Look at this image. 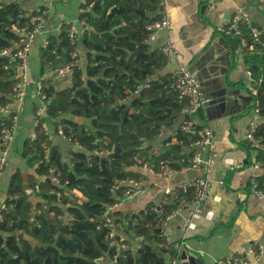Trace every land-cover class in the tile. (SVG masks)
Returning a JSON list of instances; mask_svg holds the SVG:
<instances>
[{"label":"trees","instance_id":"trees-1","mask_svg":"<svg viewBox=\"0 0 264 264\" xmlns=\"http://www.w3.org/2000/svg\"><path fill=\"white\" fill-rule=\"evenodd\" d=\"M133 7L153 11L157 0L85 1L79 13V20L87 25L82 34L87 48L84 70L78 64L73 66L70 82L60 88L50 79L39 81L47 125L51 123L55 132L61 126L64 134L72 142L78 141L82 148L70 150L64 158L44 130L45 118H39L34 136L25 138L20 153L33 172L24 176L17 167L11 173L4 205L0 208V264H104L96 260L101 256L113 259L116 253L115 264H162L167 253L176 254L175 247L162 241L161 220L176 206L188 203L191 190H176L170 205L160 208L149 204L139 212L140 219L130 225V213L119 209L110 213L118 231L139 239L134 251L130 247L117 251L111 246L109 229L104 225L106 207L122 197L121 189L112 192L111 186L122 178H140V171L133 168L137 159L156 165L158 160L167 158L179 167L189 165L188 158L194 151L180 154V149L172 146L165 152L150 155L149 146L144 145L146 140L157 138L162 125L171 124L173 112L181 111L187 102L170 88L172 77L141 86L153 69L166 60L161 53L160 56L146 52L145 24L156 18H141ZM41 10L26 15L16 1H0V52L19 41L13 28L32 27L31 18ZM70 24H61L59 34L49 35L40 48L42 74L45 69L53 72L74 59L71 54L77 44H72L69 38ZM240 27L239 36L225 37L232 39L231 46L235 48L240 37L247 41L243 49L251 87L256 90L254 99L260 116L264 117V45L253 42L246 23L240 22ZM137 50L141 53L136 54ZM17 79L15 60L0 53V105L11 100ZM164 107L172 112H165ZM14 115V112L7 116L0 114V135L3 128L10 127L9 117ZM70 116L85 121L78 122ZM176 138L181 144L191 146L196 135L179 127ZM254 138V145L249 147L248 142V147L255 152V161L264 168V122L258 123ZM95 149L102 152L94 153ZM181 158L179 165L177 161ZM52 175L57 176L56 182ZM253 178L258 188L264 190V173ZM29 189L38 197L36 202L31 200ZM122 241L130 245L129 240Z\"/></svg>","mask_w":264,"mask_h":264},{"label":"crops","instance_id":"crops-1","mask_svg":"<svg viewBox=\"0 0 264 264\" xmlns=\"http://www.w3.org/2000/svg\"><path fill=\"white\" fill-rule=\"evenodd\" d=\"M14 1L26 15L38 9H43L45 13L43 27L35 35L29 49L30 72L29 83L25 88L26 97L22 104L14 107L15 131L7 156V162L12 164V168L7 171L5 169L6 173L4 172L0 178V208L4 205L11 173L17 167L23 171L24 176L33 172V169L27 167L20 153L25 138L34 136L35 112L43 104L36 92L37 83L43 78L50 79L60 88L71 79V74L58 77L50 69H45L42 74L40 48L46 44L49 35L59 34L61 24L75 23L80 35L75 47L77 64L84 70L87 63V48L82 42V34L87 25L79 20L81 5L87 0ZM242 10L248 12L251 21L264 31V10L260 7L259 0H164L163 5L157 6L153 11L145 8L143 15L137 13L141 18L149 19L159 18L162 12L167 14L172 23L170 37L178 50V57L175 60L165 61L163 65L154 68L147 78L148 81L145 79L141 86H147L152 80H170L178 63L182 62L196 69L203 93L213 97L220 93L223 87L232 86L231 89L238 90L236 95L238 105L233 101H227L226 105L220 104L213 110H204L200 116L198 114L191 116L194 125H207L214 131L216 147L213 165L210 171L206 172L211 179V186L206 199L201 203L199 213L191 218L187 227H184V218L190 205L184 206L164 227L179 259L176 264H215L217 259L230 256L249 257L247 250L249 246L264 245V198L256 197L248 189L249 180L253 176L262 175L264 168L255 161V152L249 148L251 145L246 138L249 125L252 122H264V117L257 116L251 104V76L245 51L234 52L235 45L231 46L232 39L223 37L216 30L218 25ZM166 37L167 33L160 31L153 40L145 38L146 52H154L161 56L159 48ZM135 53L139 54L141 51L137 50ZM55 78L65 81L58 82ZM25 113L28 119L24 118ZM178 113L173 112L171 124L162 125L157 138L144 142V145L149 146L150 155L165 152L172 146L179 148L180 154H187L193 150V145L181 144L176 138L177 130L183 121V117ZM43 118L45 111L42 112ZM69 118L78 122L85 121L75 116ZM47 122L49 121L45 118L44 126L47 127L52 143L58 145L63 157L67 158L69 151L74 149L73 144L55 132L51 123L47 125ZM180 163L178 160L177 164L181 165ZM255 163L258 166H255ZM177 168V172L167 179L140 171L139 179L143 183V192L124 200L118 209L130 215L132 213L139 215V212L149 204L160 208L170 205L173 203V194H165L166 188H176L185 181L205 174L203 164ZM77 194L81 196L80 193ZM37 200L38 197L32 201ZM135 220L138 219L132 221ZM118 233L129 240V246L132 248L138 246V238L121 231ZM168 255L173 254L167 253L166 256Z\"/></svg>","mask_w":264,"mask_h":264},{"label":"built area","instance_id":"built-area-1","mask_svg":"<svg viewBox=\"0 0 264 264\" xmlns=\"http://www.w3.org/2000/svg\"><path fill=\"white\" fill-rule=\"evenodd\" d=\"M164 0H157V6H162ZM260 7L264 10V0H259ZM83 11V8H80V12ZM44 10H41L40 13L33 16L31 18L32 27L23 25L19 27H14L13 29L19 35V41L15 43L14 47L3 49L1 54H9L15 60V69L17 71L18 79L12 86L11 91V100L0 105V114L9 115L11 112H14V107L16 105H20L24 102L26 97L25 88L29 83L28 74L30 72L29 67V49L34 41L35 35L42 29L44 22ZM240 22H244L250 28V35L253 42H259L264 45V31L262 28L254 24L248 12L242 10L238 13L234 14L230 19L225 21L224 23L217 26L216 30L223 37L225 36H239L241 34ZM145 29L147 30V39L153 40L157 36L160 31H165L167 33V37L163 44L160 46L159 50L166 61L175 60L178 57V50L174 41L170 37V32L172 29V23L167 14L162 12L161 16L151 22L145 24ZM69 38L74 44L78 42L79 38V28L75 23H71L68 28ZM247 46V41L245 38L240 37L238 46L234 49V52L240 53L244 51V47ZM248 48H252V45H248ZM264 52V51H263ZM72 57L74 58L72 61L61 64L58 66L54 73L58 77H66L70 76L72 73L73 66L77 65V52L76 50L72 51ZM250 74V71H249ZM170 88L178 94L180 99L186 100V106L179 111V115L183 117V121L180 123V129L189 132L190 134L196 135V138L193 140L192 145L193 153L188 158L189 165L197 166L199 164L204 165L205 174L192 178L188 181H185L178 185L176 188L165 189V194L171 195L175 194L176 190H181V192H186L187 190L192 191V198L188 203H181L176 206L173 210L168 212L161 220L160 225V236L162 237V241L166 246H171L169 236L164 231V227L166 226L168 220L181 208L184 206L190 205V208L185 215L183 226L187 227L191 221V218L199 213L201 208V203L206 199L208 195V191L211 186V179L206 175V172L210 171L213 162H214V151L216 147V140L214 131L207 125H200L199 128H195L194 124L191 122V116L196 114V110L198 107L203 106L205 103L211 100L210 96H207L201 90V83L198 80L196 73L190 68L189 65L185 63H178L173 75L172 81L170 84ZM42 86L40 82L37 83L36 92L40 99L42 100V107L39 108L36 112V116L34 118V125L38 124L39 118L42 117V112L45 111V102L44 95H41ZM256 94V90L254 88L251 89V104L253 110L257 116H259L258 102L254 99V95ZM12 120V124L10 127L3 128L1 130L0 135V175L4 166L7 162V156L10 151L9 144L13 139V134L15 131V115L9 117ZM258 126V122H252L246 131V138L250 145H254L255 138L254 132ZM44 130L48 133L47 127L44 126ZM57 133L71 142L75 149H81L82 146L78 141H71V137L66 136L62 130L61 126H57ZM50 138V135H49ZM94 153H99L98 149L93 151ZM183 161V158L179 160ZM255 166L258 164L255 163ZM133 168L139 171L147 172L149 174L157 175L161 178L167 179L175 174L178 168L174 165L173 161L162 158L158 160L157 164H151L148 161H143L141 158L137 159L136 163L133 165ZM51 179L56 182L57 176L52 175ZM141 179H137L135 177H126L114 182L111 186V191L115 192L118 189H121L122 197L119 198L117 202H114L111 205H108L104 214V225L109 229V244L111 246H115L116 250L131 248L133 251L136 249L127 245L123 242V237L118 233L116 228V223L112 220L110 213L117 210L119 206L126 199H131L141 192H143ZM257 181L252 177L249 183V191L258 198H264V190L258 188ZM119 236V239L116 237ZM159 246L161 243L158 244ZM248 256L236 255L230 256L225 259H217L215 264H264V245L255 244L248 247ZM116 254L113 255V259L107 256H101L96 261L103 262L104 264H115ZM177 254L168 255L163 260L162 264H176L178 261Z\"/></svg>","mask_w":264,"mask_h":264},{"label":"water","instance_id":"water-1","mask_svg":"<svg viewBox=\"0 0 264 264\" xmlns=\"http://www.w3.org/2000/svg\"><path fill=\"white\" fill-rule=\"evenodd\" d=\"M132 10L138 14H141V15H143V13H144L143 9L139 10V9L133 7ZM230 53L231 54L233 53L231 49H230ZM191 69L196 73V76H197L198 80L200 81V78H199L198 72H196V69L195 68L194 69L191 68ZM145 81H148V79H146ZM200 83H201V81H200ZM231 87L232 86L223 87L222 91L220 93L218 92L217 95H214L213 97L210 96L211 100L209 102L205 103L203 106L198 107L196 110V114H198L200 116V115H202L204 110L210 111V110L217 108L220 104L226 105L227 101H233L234 104L236 103V105H238L237 96H236V95H238V90L237 89H231ZM201 90H202V87H201ZM202 92H203V90H202ZM207 96H209V95H207ZM250 98H251V95H250ZM157 100L160 102L161 105L163 104V102L160 100V98H157ZM163 109L167 113H170L172 111L171 108H168V107H164ZM126 113H127V111L125 112V115H126ZM178 115H179V113H178ZM156 125L159 126L158 124H156ZM133 219H140V216L136 213H132L130 215V217L128 218V224L129 225L132 223Z\"/></svg>","mask_w":264,"mask_h":264},{"label":"rangeland","instance_id":"rangeland-1","mask_svg":"<svg viewBox=\"0 0 264 264\" xmlns=\"http://www.w3.org/2000/svg\"><path fill=\"white\" fill-rule=\"evenodd\" d=\"M55 80L58 81V82L65 81L64 79H60V78H55ZM64 84H65V83H64ZM24 118L28 119V115H27L26 113L24 114ZM10 168H12V164L8 161L7 164H6V168H5V166H4V169L2 170V173H1V175H0V178H1L2 174L5 172V169H6V171H7V170H10ZM5 173H6V172H5ZM4 176H5V174L3 175V177H4ZM2 180H3V178H2ZM28 192H29V196L31 197V199H32V200H36V197H37V196H35L34 193H32L31 191H28ZM134 242H136V241H134Z\"/></svg>","mask_w":264,"mask_h":264}]
</instances>
